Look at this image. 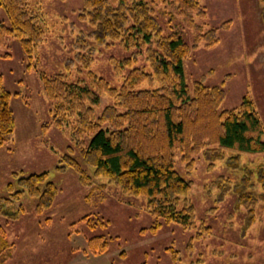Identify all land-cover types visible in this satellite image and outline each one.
Instances as JSON below:
<instances>
[{
    "label": "rangeland",
    "instance_id": "obj_1",
    "mask_svg": "<svg viewBox=\"0 0 264 264\" xmlns=\"http://www.w3.org/2000/svg\"><path fill=\"white\" fill-rule=\"evenodd\" d=\"M26 1L40 14L45 36L32 60L17 38L8 40L10 47L0 46V52H11L10 57H0V74L13 93L11 106L16 116L11 139L0 147V193L14 171L49 170L61 190L55 204L41 215L28 201L27 213L21 218L0 217L6 233L0 237L1 244L5 238V245H0V264H264V200L257 204L255 218L249 223L248 210L239 203L238 194L215 184L219 176L236 185L242 178L244 171L231 168L224 160L211 166L201 152L189 171L178 156L177 169L193 182L189 198L195 207L196 224L185 229L175 222H163L156 233L149 230L155 217L147 210L145 197L127 195L112 185L91 193L72 170L56 176L59 157L76 144V139L72 124L45 127L52 121V105L40 76L42 72L53 75L68 71V60L76 58L78 51L84 53L75 45L79 36L89 34L91 27L80 18L84 0ZM147 1L164 34L178 32L193 44L194 31L168 0ZM200 1L207 16L196 17V21L205 29L217 28L218 42L210 47L201 43L183 60L187 83L192 87L202 80L208 86L222 85L226 91L222 109L235 108L247 97L264 123V0ZM0 22L9 23L3 7ZM89 40L95 47L90 67L80 72L81 64L73 63V79L83 78L87 84L92 71L118 86L131 67L119 70L113 59H125L135 52L134 66L150 69L145 52L139 48L125 50L110 40L108 44ZM149 86V82L141 85ZM100 100L96 115L114 102L106 93ZM241 163L256 173L264 166V153L242 154ZM89 213H97L109 224L88 226L81 218ZM203 223L210 227L208 231L202 229ZM98 234L113 237L101 254L93 253L88 241V236Z\"/></svg>",
    "mask_w": 264,
    "mask_h": 264
},
{
    "label": "trees",
    "instance_id": "obj_2",
    "mask_svg": "<svg viewBox=\"0 0 264 264\" xmlns=\"http://www.w3.org/2000/svg\"><path fill=\"white\" fill-rule=\"evenodd\" d=\"M83 3L80 18L91 28L89 34L79 36L75 45L84 53L78 51L76 58L68 60V71L53 75L42 72L40 76L52 105V121L45 127L52 123L60 128L72 124L76 139V144L59 157L56 176L72 170L91 193L112 185L127 195L145 197L147 210L155 217L151 233L158 232L163 222L191 229L196 224L195 207L189 198L193 182L176 165L180 156L190 171L195 157L203 152L211 166L224 160L231 168L244 171L237 185L224 176H219L215 184L238 194L239 203L248 210V222L252 223L257 204L264 200V166L255 173L241 163V157L264 153V123L247 97L235 108L222 109L226 96L222 85L208 86L202 80L195 81L192 87L187 83L183 60L201 43L210 47L218 42L217 28L205 29L196 21V17L207 16L201 1L168 0L194 31L192 45L178 32L164 34L147 0ZM0 7L9 20L0 22V46L10 47L8 40L17 38L32 60L45 36L40 14L26 0H0ZM90 38L97 44L110 40L125 50L141 49L150 69L134 66L135 52L125 59H113L119 70L131 67L118 86L92 71L87 84L83 78L73 79V63L81 64L80 72L90 67L95 49ZM10 56V51L0 52V57ZM146 82L150 86L141 87ZM103 93L112 96L114 102L96 115L95 106L100 105ZM12 96L0 74V147L11 139L16 128ZM86 135L91 138L86 140ZM227 152L232 153L228 156ZM60 190L49 170L14 171L0 193V217L21 218L27 213L28 201L41 215L55 204ZM81 220L90 227L109 224L97 213L86 214ZM202 229L208 231L210 227L204 224ZM0 235H6L1 224ZM111 238L88 236L92 252L104 253ZM2 241L0 245L4 246L5 238Z\"/></svg>",
    "mask_w": 264,
    "mask_h": 264
}]
</instances>
